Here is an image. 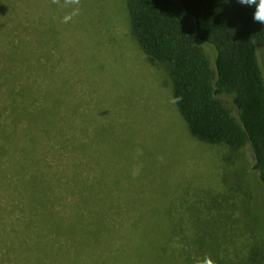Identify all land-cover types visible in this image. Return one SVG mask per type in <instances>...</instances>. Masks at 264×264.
Returning <instances> with one entry per match:
<instances>
[{
	"label": "rangeland",
	"instance_id": "374dc122",
	"mask_svg": "<svg viewBox=\"0 0 264 264\" xmlns=\"http://www.w3.org/2000/svg\"><path fill=\"white\" fill-rule=\"evenodd\" d=\"M128 1L81 0L64 23L73 11L64 0H0V48L37 49L48 64L42 85L88 146V178L101 172L110 223L164 227L168 251L194 258L186 262V253L181 264H264V191L252 147L235 152L191 134L167 67L152 63L132 32ZM258 51L264 71V46ZM19 260L0 264H115L88 255Z\"/></svg>",
	"mask_w": 264,
	"mask_h": 264
},
{
	"label": "trees",
	"instance_id": "16d2710c",
	"mask_svg": "<svg viewBox=\"0 0 264 264\" xmlns=\"http://www.w3.org/2000/svg\"><path fill=\"white\" fill-rule=\"evenodd\" d=\"M254 11L238 0L128 1L132 32L152 63L167 67L191 134L235 152L250 145L264 191V24ZM42 60L37 49L0 48V259L181 264L188 254L193 262L188 249L168 251L164 227L109 222L101 172L88 178V146L43 87Z\"/></svg>",
	"mask_w": 264,
	"mask_h": 264
},
{
	"label": "clouds",
	"instance_id": "9594fccd",
	"mask_svg": "<svg viewBox=\"0 0 264 264\" xmlns=\"http://www.w3.org/2000/svg\"><path fill=\"white\" fill-rule=\"evenodd\" d=\"M53 3H60V0H53ZM81 0H64V7L71 6L73 8V11L64 17L63 22L67 23L72 16L79 14V6H80ZM238 3L244 6L248 7H255V11L253 13V20L254 22H258L260 24H264V0H238ZM178 102V100L173 101ZM204 264H212V261L210 259H207L204 261Z\"/></svg>",
	"mask_w": 264,
	"mask_h": 264
}]
</instances>
